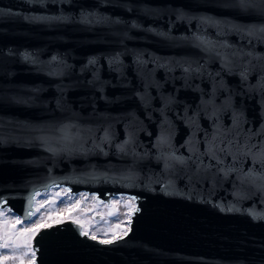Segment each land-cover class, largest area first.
Instances as JSON below:
<instances>
[{"label": "water", "instance_id": "water-1", "mask_svg": "<svg viewBox=\"0 0 264 264\" xmlns=\"http://www.w3.org/2000/svg\"><path fill=\"white\" fill-rule=\"evenodd\" d=\"M53 184L140 211L36 264H264V0H0V199Z\"/></svg>", "mask_w": 264, "mask_h": 264}, {"label": "snow or ice", "instance_id": "snow-or-ice-1", "mask_svg": "<svg viewBox=\"0 0 264 264\" xmlns=\"http://www.w3.org/2000/svg\"><path fill=\"white\" fill-rule=\"evenodd\" d=\"M201 44H205L203 40ZM25 59H28L26 56ZM56 58L53 57V60ZM189 71V69H185ZM59 184L50 186V193H45V199L37 202L39 192L33 193L27 201V208L23 216H10L12 209L7 206V199H0V264H36L38 248L34 241L42 232L51 229L54 224L60 225L70 222L80 232L81 236L87 237L101 245H112L127 237L131 231L132 217L140 211L136 197H121L111 199L109 203L99 200L98 196L91 199L98 200L101 205L108 209L105 214L99 209H83L81 204L88 199L87 194L78 197L71 195L70 189H62L65 198L61 196ZM123 202L124 211L119 210ZM51 205V207H49ZM43 209V211H41ZM231 211L232 209H228ZM96 211L100 219L92 223L94 217H88L87 212ZM78 213H85L81 218ZM254 219H264V216L253 213ZM103 225H107L106 227ZM98 234L103 238L98 239Z\"/></svg>", "mask_w": 264, "mask_h": 264}, {"label": "rangeland", "instance_id": "rangeland-1", "mask_svg": "<svg viewBox=\"0 0 264 264\" xmlns=\"http://www.w3.org/2000/svg\"><path fill=\"white\" fill-rule=\"evenodd\" d=\"M63 189H64V188H63ZM61 190H62V189H60V188H59V189H55V191H60V192H61V196L65 197V198H68L67 196H65V193H64L63 191H61ZM45 193H50V189L41 192V195L37 197V202L40 201V200L45 199ZM76 194H77V193H76ZM76 194L71 193L72 196H74V197H78L79 194H77L78 196H77ZM91 196H92V195H90V196L88 197V199H86V200H84V201L82 202L81 207H82L83 209H99V211H100L101 213L105 214V220L109 219V218L107 217V215H106L108 209H106V208L104 207V205H101V204L99 203L98 200H93V199H91ZM121 197H124V196H122V195H115V196H112L111 199H119V198H121ZM124 198H125V197H124ZM49 207H51V205H49ZM119 210H120L121 212L124 211V208H123V202H122L121 205L119 206ZM41 211H43V209H41ZM9 215H10V216H16V215H14V213H12V212L9 213ZM78 215H79L81 218H84L85 213H78ZM96 215H98V214L96 213V211H89V212H87V216H88V217H94V219L92 220V223H93V224H95L96 221L100 219V217L96 218ZM103 226L106 227L107 225H103ZM101 238H103V236L100 235V234H98V239H101ZM9 264H12V262H9Z\"/></svg>", "mask_w": 264, "mask_h": 264}, {"label": "bare ground", "instance_id": "bare-ground-1", "mask_svg": "<svg viewBox=\"0 0 264 264\" xmlns=\"http://www.w3.org/2000/svg\"><path fill=\"white\" fill-rule=\"evenodd\" d=\"M63 188H64V189H68L67 186L60 185V189H63ZM82 193H83V194H87V192H81V193H77V194L80 195V194H82ZM77 194H76V195H77ZM90 195H92L91 197L94 196L93 194H87L88 197H89ZM77 196H78V195H77ZM122 196H124V195H122ZM124 197L127 198V196H124ZM14 215L17 216L18 214H17V213H14Z\"/></svg>", "mask_w": 264, "mask_h": 264}]
</instances>
